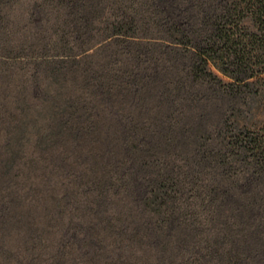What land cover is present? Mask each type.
<instances>
[{
  "label": "trees",
  "instance_id": "1",
  "mask_svg": "<svg viewBox=\"0 0 264 264\" xmlns=\"http://www.w3.org/2000/svg\"><path fill=\"white\" fill-rule=\"evenodd\" d=\"M33 1L0 0V106L65 85L15 87L59 188L0 159V264H264V0Z\"/></svg>",
  "mask_w": 264,
  "mask_h": 264
},
{
  "label": "rangeland",
  "instance_id": "2",
  "mask_svg": "<svg viewBox=\"0 0 264 264\" xmlns=\"http://www.w3.org/2000/svg\"><path fill=\"white\" fill-rule=\"evenodd\" d=\"M25 3L26 5L24 7L19 8L18 13L16 14L17 17L19 15H27V12L31 9L34 1L25 0ZM21 25H23V23L19 24L20 27ZM31 66L32 64L30 65V67ZM0 68L5 69V66L0 65ZM21 74L23 75V73H19L17 75V82L12 83L14 85L10 86L11 90L8 91V95L5 96L4 101L6 102V100L8 99L10 103H3L4 105L0 106V159L2 158L8 160L9 158H11L10 160L12 161H9V163L6 162V166L3 169V172H7V170H9L7 178H10V180H12V183L17 184L21 195H23L28 187H40L41 189H46L47 187L51 186L54 188H59V178L55 174L56 170L53 164H51L50 161H48L47 159H42L44 158L42 157L44 153L43 149L47 144L41 145L40 147H38L39 145H36V141H38V137L43 131V125H46V120L49 119L48 114L51 112L52 103L46 104L45 102H40L41 104L39 106H32L33 109L28 112L26 110L27 105L25 104L24 106L25 102H23L22 100H17L18 98L21 99V96L17 97V95H19L17 91H19L20 89H18V87H15L17 83L21 85L23 80L27 79L28 88L35 86L38 82L39 85L41 84L42 90L45 92L46 96H55V94L59 91L63 92V86L65 85H62L60 82H57L52 77L44 81V78H41V76L34 75V72L32 70L30 72L26 71L25 76L21 77ZM11 77L12 75H10V73L7 75L5 74L3 80L5 81L9 78L11 79ZM6 83L7 81L4 82V85L0 83L3 85V92L5 91L4 87L7 86ZM43 83H45V86H43ZM20 109H22L23 112H26L21 115ZM44 113H46V120L43 119ZM11 114H13L16 118V121L15 123H13V125L9 124V117L11 116ZM7 139L11 142L9 147H5V141ZM34 145L38 148H35ZM45 149L48 150L47 147H45ZM31 164L33 166L37 165V169L34 172L37 175L35 177V184H32L31 186H25L26 184L23 182V179L21 177L17 178L15 176V172L17 171V169L22 168L23 166H29ZM0 166H2L1 161ZM42 173L46 176L47 186L43 184L44 175H42ZM5 187L6 186H4V183L0 181V200H7L10 195L8 191L5 190ZM20 215H23V211L20 207L13 208L8 213L9 219H13L17 216L19 217Z\"/></svg>",
  "mask_w": 264,
  "mask_h": 264
}]
</instances>
